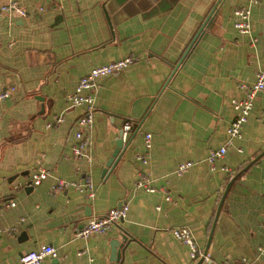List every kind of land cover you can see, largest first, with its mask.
<instances>
[{"label": "crops", "instance_id": "0c3cea01", "mask_svg": "<svg viewBox=\"0 0 264 264\" xmlns=\"http://www.w3.org/2000/svg\"><path fill=\"white\" fill-rule=\"evenodd\" d=\"M11 2L26 16L0 13V90L15 88L0 101V264H18L43 243L56 255L39 264H111L117 239V264H264V91L254 96L241 137L229 144L226 132L236 114L232 100L244 97L239 85L264 74V0L0 6ZM237 8L250 9L248 34L234 26ZM127 56L130 66L96 80L93 125L83 129L87 155L74 156L84 108H68L66 96L92 68ZM126 120L133 126L106 167ZM147 133L142 162L136 154L146 152ZM223 146L211 162L208 154ZM186 160L193 164L177 174ZM40 167L47 177L32 185ZM139 172L156 190L135 186ZM60 178L91 180L94 197L72 186L53 191ZM123 202L126 216L108 230L76 234ZM177 226L192 231L209 261L190 257L171 232Z\"/></svg>", "mask_w": 264, "mask_h": 264}, {"label": "built area", "instance_id": "2783aa9c", "mask_svg": "<svg viewBox=\"0 0 264 264\" xmlns=\"http://www.w3.org/2000/svg\"><path fill=\"white\" fill-rule=\"evenodd\" d=\"M0 13H11L18 15L20 17L26 16V11L19 6L16 2H11L9 4H4L0 6ZM233 15L235 17L234 26L237 31L241 34H248L251 31V21H250V9L249 8H237L234 10ZM134 62L132 56H127L119 58L92 68L88 74L83 76L78 84L76 85L74 91L66 96L68 108H73L81 106L84 108L82 115L77 119V124L80 130L76 132V138L78 139L77 145L73 148L74 156L87 155L86 150L89 145V139L87 135L83 132V129H91L94 120L95 112V89L97 87L96 80L100 77L118 73ZM239 88L244 91V97L241 99H233L232 104L236 112L235 117L227 127V142L230 144L234 139L241 137V129L243 124L246 122L247 117L253 105V99L257 92L264 91V74L259 72L256 75L254 83L250 86L246 84H240ZM15 88L9 86L3 90H0V101L8 98ZM62 121V116H57L55 118L56 123ZM133 122L131 120H126L122 126V137L123 139L127 136L128 132L131 130ZM144 154H136L142 162L148 161V152L151 148V134L144 135ZM225 146L219 148L218 150H213L208 154V159L212 162L216 157L225 154ZM193 164V161L186 160L182 161L177 165L176 173L182 174L187 171L188 168ZM47 169L40 167L34 170L30 176V183L32 185L39 184L45 177H47ZM136 187H143L148 191H154L156 188L150 184V178L139 172L138 177L134 182ZM67 186H72L80 191H85L89 198L94 197L95 190L94 184L89 179L84 180H71L58 179L51 185L53 191L61 190ZM167 193V192H166ZM165 198L169 199V194H165ZM4 206L14 205V201H8L3 204ZM128 210V203L123 202L118 206L110 208L107 212L101 215L94 216L88 220L87 223L83 224L79 228L76 234L80 237H86L91 233L104 232L108 230L114 223L123 219L126 216ZM264 227V220L262 223ZM171 232L175 237L180 239L183 243L189 247V255L192 259L202 258L205 261H209L210 258L206 252L198 245L192 231L186 226H177L171 228ZM85 250H79L78 254L84 253ZM55 247L49 243H43L35 249L24 251L19 257L18 264H39L45 256H55ZM92 257H90L91 259ZM224 264H230L229 260H225Z\"/></svg>", "mask_w": 264, "mask_h": 264}, {"label": "water", "instance_id": "95a60500", "mask_svg": "<svg viewBox=\"0 0 264 264\" xmlns=\"http://www.w3.org/2000/svg\"><path fill=\"white\" fill-rule=\"evenodd\" d=\"M213 10L214 9L211 10L210 14L207 16L206 20L203 22V24H202L201 28L199 29V31L197 32L194 40L190 43L189 47L187 48L186 53L190 50V48L192 47L194 41L201 34L203 28L206 26V24L208 22ZM123 142L124 141H123L122 130H121V132L119 134V140L116 143V148H115L114 152L111 154V158H110L109 162L106 164V167H108L113 162L114 157H116L119 154L120 149L123 147ZM217 213H218V210H217ZM120 242L121 241L119 239H117L112 244V252H111V261H112V263L111 264H117V260H118V257H119V248H118V246H120Z\"/></svg>", "mask_w": 264, "mask_h": 264}]
</instances>
